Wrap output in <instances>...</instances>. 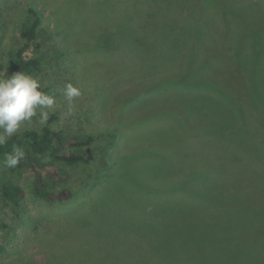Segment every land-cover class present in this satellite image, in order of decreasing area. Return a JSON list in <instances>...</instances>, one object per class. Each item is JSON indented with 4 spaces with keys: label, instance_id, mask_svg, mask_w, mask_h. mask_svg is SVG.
I'll list each match as a JSON object with an SVG mask.
<instances>
[{
    "label": "rangeland",
    "instance_id": "rangeland-1",
    "mask_svg": "<svg viewBox=\"0 0 264 264\" xmlns=\"http://www.w3.org/2000/svg\"><path fill=\"white\" fill-rule=\"evenodd\" d=\"M159 1L0 0V62L9 64L33 9L40 30L54 38L51 45L43 42L41 49L25 51L41 63L31 76L53 90L54 108L46 109L49 125L65 137H94L87 147L94 159L64 167L69 177L54 187L74 191L70 199L49 203L34 197L33 177L26 172L18 179L25 192L22 203L0 201V264H76L78 258L83 264H139L141 254L158 248L173 260L185 259L206 245L199 234L205 222L226 217L222 205L234 199L223 197L226 188L255 176H244L234 158L220 164L219 136L209 143L208 136L199 134L205 118L186 111L184 92L180 96L177 84H169L192 46L202 57L214 52L226 60L228 45L218 28H176L173 19L186 8L166 9ZM220 60L216 62L224 69ZM156 82L161 87L152 86ZM67 83L81 93L71 111L62 94ZM205 94L214 95L209 104L215 119L229 120L234 128L236 106L217 102L213 89ZM187 114L195 121H188ZM40 127L38 109L19 131ZM112 131L118 136L108 152L109 173L98 177L106 171L100 159L103 148L111 147L105 139ZM223 142L232 147L231 141ZM93 178L94 183H87Z\"/></svg>",
    "mask_w": 264,
    "mask_h": 264
},
{
    "label": "trees",
    "instance_id": "trees-1",
    "mask_svg": "<svg viewBox=\"0 0 264 264\" xmlns=\"http://www.w3.org/2000/svg\"><path fill=\"white\" fill-rule=\"evenodd\" d=\"M234 1L236 0H163L157 4L166 9H172L173 5L175 9L178 5L185 7L186 11L178 12L181 16L176 15L173 19L176 28L190 27L186 26L188 24L197 25L193 28H211V32L218 28L216 33L228 45L226 60L214 57V52H208L207 57H202L201 51L192 46L181 60L178 75L174 74L169 84H177L180 96L184 92L186 111L188 108L193 109L205 118V128H199V134L208 136L205 140L209 143L211 138L219 136L222 144L220 164L230 163V159L234 158L245 169L244 176L246 174L247 177L248 173L255 176L250 179L247 177L249 180L239 186L226 188L223 197L234 199H229L222 205L226 217L220 223L205 222V228L200 230L199 234L206 240V245L191 250L181 260L171 259L166 252L163 255L158 248L151 250L150 254H141L144 257L140 263V255L139 264H264V0ZM27 14L21 28V44L11 53L7 66L0 62V76L6 77L18 71L27 75L39 72L40 60L35 55L26 57L25 51L30 47L39 50L43 42L51 45L54 40L51 33L46 34L40 30L39 14L33 9H29ZM178 38H174L176 42L172 47L173 51L176 50ZM216 59L226 67H220ZM210 73L217 77L209 76ZM163 81L158 82L161 84ZM160 84L156 82L152 86L159 88ZM211 89L216 91L217 102L223 99L227 104L236 106V115L231 119L235 123L234 128H229V120H218L213 116L214 108L209 103L214 102V95L205 96V92ZM42 91L49 95L53 93L47 86H42ZM186 117L188 121H195L193 114H187ZM50 121L48 119L47 124L40 128L18 131L6 144L0 146L2 203L12 206L22 203L25 192L18 179L26 172H30L33 177L30 187L34 197L53 203L73 196L74 191L70 189L57 190L54 187L68 179L69 173L64 167L81 162L89 163L94 159L92 150H87L94 137L88 134L84 137H65L49 125ZM107 136L105 145L111 147L108 151L103 148L104 153L100 159V165L106 171L99 173L98 177L109 173V153L112 152L118 133L112 131ZM223 141H231L232 147L227 148L231 145ZM14 146L22 148L25 157L15 168H7L3 163L4 156ZM69 147H75V150L70 151ZM95 180L93 178L87 183L91 185ZM82 228L83 226L77 227L78 231ZM243 234L247 237L241 238ZM209 241L212 242L209 244ZM76 264H83L82 259L78 258Z\"/></svg>",
    "mask_w": 264,
    "mask_h": 264
},
{
    "label": "clouds",
    "instance_id": "clouds-1",
    "mask_svg": "<svg viewBox=\"0 0 264 264\" xmlns=\"http://www.w3.org/2000/svg\"><path fill=\"white\" fill-rule=\"evenodd\" d=\"M62 94L71 111L73 99L81 95L79 89L67 83ZM54 103V97L42 91L40 82L31 75L18 71L6 77L0 76V146L19 131L22 123L31 121L38 109L39 124L46 125L49 119L46 109H53ZM24 157V150L14 146L5 154L4 166L15 168Z\"/></svg>",
    "mask_w": 264,
    "mask_h": 264
}]
</instances>
